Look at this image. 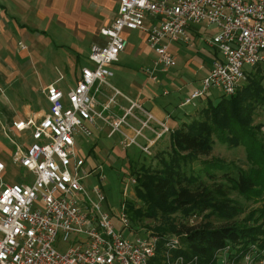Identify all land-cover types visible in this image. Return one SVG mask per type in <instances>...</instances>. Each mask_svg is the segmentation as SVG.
<instances>
[{
  "label": "built area",
  "instance_id": "obj_1",
  "mask_svg": "<svg viewBox=\"0 0 264 264\" xmlns=\"http://www.w3.org/2000/svg\"><path fill=\"white\" fill-rule=\"evenodd\" d=\"M201 21L217 26L211 42L219 54L201 86L184 96L181 104L196 106L197 99L213 87L225 95L234 94L246 72L264 63V0H119L112 20L100 27L106 41L90 47L92 66L81 67L75 85L66 93L56 82L44 87L49 108L39 120L12 121L18 131L30 129L28 144L10 139L13 161L30 170L33 179L0 183V264H150L161 241L166 264H200L198 255L173 252L181 246L178 234L146 231L127 238L115 230L101 184L92 185L91 195L82 182L95 167L89 170L84 166V158L77 154L75 134L90 135L99 120L107 125L108 136L119 135L123 147L134 144L151 154L155 141L172 128L140 99L113 85L112 93L98 108L95 91L99 84L109 83L106 65L116 61L126 47L125 29L145 31L147 44L156 55L153 67L142 69L157 80L156 65L167 69L175 63L169 43L189 42V26ZM117 95L129 102L119 110L111 108ZM3 164L0 161V171ZM118 215L124 225L129 224L125 206ZM61 242H69L64 250L57 247ZM249 246L240 259L251 262L257 255L264 259V248L257 243ZM235 252L228 243L216 250L215 257L218 263L237 264Z\"/></svg>",
  "mask_w": 264,
  "mask_h": 264
},
{
  "label": "trees",
  "instance_id": "obj_2",
  "mask_svg": "<svg viewBox=\"0 0 264 264\" xmlns=\"http://www.w3.org/2000/svg\"><path fill=\"white\" fill-rule=\"evenodd\" d=\"M261 64L247 71L249 80L234 94H223L217 103L209 100L196 115L170 131V149L167 156H160V166L149 170L141 165L135 172V192L147 203L146 208L125 203L134 220L153 215L154 210L204 215L207 220L201 224L181 221L176 227L159 224L155 228L161 232L172 228L181 242L173 252L198 255L200 264H219L215 252L228 243L236 248L237 260L250 243L264 248V129L255 122L257 109L264 104ZM215 137L245 144L248 166L212 155ZM245 200L261 204L247 211ZM163 249L161 241L150 264H165Z\"/></svg>",
  "mask_w": 264,
  "mask_h": 264
},
{
  "label": "rangeland",
  "instance_id": "obj_3",
  "mask_svg": "<svg viewBox=\"0 0 264 264\" xmlns=\"http://www.w3.org/2000/svg\"><path fill=\"white\" fill-rule=\"evenodd\" d=\"M47 28L51 32L52 39L54 40V42L52 43L46 40L41 41L43 45L45 44V48L42 50L45 53V60L41 62L40 65L42 66V69L45 72L44 74H42L43 77L40 80L36 79V76L30 77V79L28 80V82L31 84L29 90H40L45 83L54 80L58 76V72L57 69H53L52 60L55 61L61 59L62 61L66 56H69V54L73 55L74 52L72 48H76L78 45H80L81 42V44L83 45L84 53L81 56V59L78 64H88L92 66V63L88 58L90 43H88L87 37L84 39V41H82L79 38V34L76 30H74L72 27H69V25L66 26L64 22L62 23L56 18L53 20V22L49 23V26ZM15 36L16 38L19 37V35L17 34ZM21 38L24 40V42H22L25 43V45L27 44L29 46H33V48L36 50L38 43L36 44L35 41L27 39L28 37L25 35H22ZM20 41L21 39H18L17 41L18 48L16 52L18 54L22 51V49L19 47ZM139 41L141 42V38L138 35V30L131 29L130 35L128 37L129 43L126 48L120 52L119 60L113 61L110 64L106 65V68L110 71V73L107 75V80L109 83L99 84V90L95 91L98 108L101 107L99 103L105 101L108 96L112 93L113 88L111 87V85L118 87L123 93L128 94L131 97H133L137 91H145V89H153L157 93V95L161 96L163 85L161 87L154 85L153 83L147 80L145 73L142 72L141 66L149 61V59L152 57V53L149 52L145 41H142L143 51H138ZM199 45L201 46H199L197 51L192 50L190 56L185 58L184 60L179 58L177 60L176 65L171 68H168V70L165 72L168 77H173L174 74H176V77H179L180 85H178L176 82H169L168 85H164L168 88H171V86H174L173 88H178L179 86H181L182 92H179V95L177 91L174 92L176 100L178 99L180 101L181 99H183L184 95L187 94L192 88L191 86L198 85L199 75L202 73L199 71L198 68L202 64L203 51H214L213 48L208 47L204 42H199ZM180 48L184 49L186 48V46L183 44ZM29 49L30 48H27L26 51H28ZM142 54L144 55V57L141 56ZM16 55L12 53V57ZM146 58L148 60H146ZM203 62H205L204 59ZM43 65L47 69L43 67ZM261 65L262 66H260L261 68L259 69L262 70V73H264V63H262ZM19 66L25 68L26 64L22 62L15 64L16 68ZM160 67L162 66L159 64L158 68ZM247 69H249V67H247ZM247 74L248 72H246V76L239 89L243 87V85L249 80ZM24 75L27 76V74ZM64 75L65 76L59 81V85L62 86V88L66 89L70 84H73L75 80L74 75L69 71H64ZM18 79L21 80V77H18ZM184 82L185 84H182ZM138 83L141 84V87ZM97 84L98 82L96 81L92 88V91L95 90ZM26 87L27 86L25 82L19 86L18 92L20 95H23V102L27 101L25 99ZM167 87H163V89ZM0 88L3 89V92H6V94L9 95L7 86L1 84ZM158 92L160 93L158 94ZM222 96V90L220 88L213 87L209 94L197 99V106L200 109L202 106L206 105L209 100L214 103H217L222 98ZM35 100L36 102H40L42 100L41 94H35ZM128 103L129 102L123 96L117 95L115 97V104L111 105V108L119 110L120 106H127ZM150 103L151 102L148 98L143 100V106L145 107L150 106ZM187 108L190 110V108L192 107H180L179 105H175L176 111H179L181 114L180 116H182L184 119H187L189 117V115L185 113V110ZM107 111L108 110H106L105 112ZM135 111L137 113H140L138 109H135ZM99 122L101 121L97 120V127H99L98 125H100ZM255 122L262 123L264 129V104L258 107L257 114L255 116ZM101 124L105 125L103 122H101ZM145 132L149 134L148 130H145ZM110 137L115 139L116 134H112V136ZM14 138L19 142L30 141V139L26 138L23 135H14ZM139 139L144 141V139H142L141 137ZM8 143L10 144V141H8ZM89 146V140L85 135H80V138L76 140V147L78 150V154L80 155H88ZM102 146L105 148L103 149V151L104 154L106 153V157L101 156L95 158V166L92 167L95 168L85 179H83L82 182L85 184L88 191H90L92 185L96 183L101 184V187L106 196V206L111 211V220L114 225V228L115 230L120 231L124 237L132 238V236L136 232L146 231H155L165 236L175 235L176 232L172 228H168L166 231L163 232L158 231L155 228L159 224L166 226L171 225L172 227H176L181 221L186 222L188 224L196 225L201 224L207 220L204 215L200 214L197 215L194 213H185L182 211H175L170 214H162L163 212H161L160 210H154L153 215L143 214L141 217L135 220L127 213L130 221L128 225H124L118 215V212L124 208L125 203H131L135 207H141L143 209H145L147 206V203L141 200L135 192V172L141 170L142 168H144V166L147 167V169L149 170L155 169L156 167L160 166V156L163 154L167 156V151H169L170 145L168 144V139L160 140L159 143H155L152 145L151 154H144L134 144L129 145L127 147H123L120 143L117 142V140L113 143H106ZM212 155L223 157L228 161H234L236 164L243 167L248 166L247 148L246 145L243 143L231 144L228 142L221 141L217 137H215ZM7 162L8 163L6 169L2 175V179L4 181L21 182L23 181V176H27L25 181H30L28 179H30L32 173L26 167L19 166L18 164L13 162L11 155L10 159ZM141 165H143L142 168ZM194 165L195 167L199 166L198 163H194ZM100 175L104 177V180L101 181L99 179ZM125 186L126 189H124ZM90 194L93 195L91 191ZM245 201L247 205V211L248 209L261 204V201ZM125 211L127 212L126 207ZM247 211L242 213L240 215V218L244 217ZM212 219L214 221H217V217H213ZM68 244L69 242H61L59 245H57V247L61 250H64ZM222 262L223 260H219V264H222ZM236 262L237 264H264V259H261V256L257 255V257L251 262H245L242 259L236 260Z\"/></svg>",
  "mask_w": 264,
  "mask_h": 264
},
{
  "label": "crops",
  "instance_id": "obj_4",
  "mask_svg": "<svg viewBox=\"0 0 264 264\" xmlns=\"http://www.w3.org/2000/svg\"><path fill=\"white\" fill-rule=\"evenodd\" d=\"M118 3L119 0H0V83L7 86L9 94L7 95L6 92H3V89L0 88V161L4 163V166L0 171V183H10L9 181H4L2 179V175L6 169L8 163L7 161L10 159V155L12 158L14 145L10 139V136L14 138V135H23L31 141L30 129L18 131L12 125V121L17 119L26 120L28 118L39 120L48 111L49 108V101L47 100L44 87L50 82H56L57 85L63 90V92L66 93L72 86L75 85L76 80L80 75L81 67L88 65L78 64L81 56L84 53L83 45L81 44V42L80 45H78L76 48L71 47L74 52L73 55L69 54V56H66L62 61L61 59L55 61L52 60V67L53 69H57L58 72V76L54 80L45 83L40 90H29L31 84L28 82V80L30 79V77L36 76V79L40 80L43 77L42 74H44L45 72L40 65V63L45 60V53L44 51H42L45 48V44L43 45L41 41L46 40L48 42H54V40L52 39V34L47 28L49 26V23L53 22V20L56 18L58 21L62 23L64 22L66 26L69 25V27H72L74 30H76L79 34V38L82 41H84V39L87 37L88 43H90V51V47L93 43L102 44L106 41L105 35L100 32V27L112 20L117 11ZM154 21V18L150 19V22ZM132 29L138 30V35L141 38V42L139 41L138 45V51H143L142 41H145L149 52L152 53V57L148 62L142 65L141 68L153 67V59L156 53L155 50L147 44V41L145 39V31L140 28ZM130 30L131 29H125L123 31L127 38V45L129 43L128 37L130 35ZM216 32V25L207 21H201L189 26V42L171 41L169 43L170 50L175 54V63L168 68L175 66L179 58L184 60L185 58L189 57L192 53V50L197 51L199 46H201L199 45V42H204L208 47L214 49L213 52H209L210 50L203 51L202 64L198 68L199 71L202 72L199 75L198 85L191 86L192 88L187 94H189L197 87L201 86L203 77L209 72L214 58L217 54H219L215 45H213V43L211 42V37ZM16 34L19 35L18 38H16ZM22 35L27 36V39L35 41L36 44L38 43L36 50L33 48V46H29L27 44L25 45V43H23L24 40L21 38ZM18 39H21L19 47L22 49L19 54L16 52L18 48ZM22 44L24 46H22ZM183 44L186 46V48L184 49L180 48ZM27 48L30 49L26 51ZM124 49H122L121 51H123ZM12 53L15 55L17 54L18 57L17 55L12 57ZM119 54L117 60H119ZM141 56L144 57L143 54ZM203 59L205 60V62H203ZM146 60L148 59L146 58ZM21 62L25 63L26 67L23 68L19 66L16 68L15 64ZM158 66L159 65H156L155 67L157 80L151 78L148 73L146 71H143L142 69V72L145 73L148 81L159 87H161L162 85L163 87H167L164 85H168L169 82H176L178 85H180L179 77H176V74H174L173 77H168V75L165 73L168 68H158ZM43 67L45 66L43 65ZM64 71H69L70 73H72L75 80L74 83L70 84L66 89L62 88V86L59 85V81L65 76ZM24 74H27V76ZM61 74L62 77H59ZM18 77H21V80L18 79ZM24 82L27 86L25 91V99L27 100L26 102H23V95H20L18 92L19 86ZM182 84H185V82ZM139 86L141 87V84H139ZM163 87L161 96L157 95V93L153 89H145V91H137L133 97L140 99L142 105L143 100L148 98L151 102L150 106L144 107L146 109H150L158 119L164 120L173 130L174 128L179 126L181 121L188 119H184L182 116H180L181 114L179 111H176L175 105H179L180 107H187L191 105H182L181 102L183 99H181L180 101L178 99L176 100L174 92L177 91L179 95V92H182L181 86H177L178 88H173L174 86H171V88L167 87L164 89ZM159 93L160 92H158V94ZM35 94H41L42 100L40 102H36ZM187 94H185L184 96H186ZM197 105L191 106L192 108H190V110L187 108L185 110V113H187L189 116L196 115L197 110L199 109ZM99 124V127L96 126L93 128V131L90 135H85L88 138L90 145L88 148V155L85 156L78 154V150L76 147L77 154L84 158V166L89 170L92 169L93 166H95L94 164L96 157H106V153L104 154L103 151V149L105 148L102 145L111 142L113 143L116 140L118 143H120L118 134L115 133V139L108 136L107 126L101 124V122H99ZM80 135L84 136V134L80 132H77V134H75V145L76 140L80 138ZM169 135L170 132L164 133L155 141V143H159L160 140L163 139H168V144H170ZM8 141H10V144L8 143ZM30 141L18 142L26 145ZM24 178L26 179L27 176H23V179ZM32 179L33 173L28 180Z\"/></svg>",
  "mask_w": 264,
  "mask_h": 264
}]
</instances>
